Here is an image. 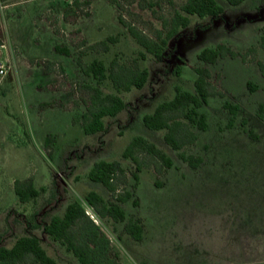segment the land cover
Returning a JSON list of instances; mask_svg holds the SVG:
<instances>
[{"label": "rangeland", "instance_id": "obj_1", "mask_svg": "<svg viewBox=\"0 0 264 264\" xmlns=\"http://www.w3.org/2000/svg\"><path fill=\"white\" fill-rule=\"evenodd\" d=\"M184 1L0 0V246L35 234L57 264H79L42 232L44 223L77 200L93 214L119 264H264V77L256 61L226 56L207 66L221 96L208 98L200 109L207 129L191 126L197 139L181 149L203 159L198 168L178 158L164 142V130L149 129L142 121L174 97L176 86L195 92L194 68L203 66L197 55L205 48L223 43L245 53L256 47V60L264 63L258 44L264 0L239 5L216 0L221 17L191 15L161 60L148 53L141 58L144 50L128 28L151 36ZM100 41H106L107 51L90 48ZM55 45L67 47L69 55L55 52ZM78 58L84 64L97 59L109 67L116 60L147 68L148 79L141 89L117 93L108 79L98 83L83 74ZM248 82L257 89L250 91ZM88 87L117 93L126 103L116 116L103 118V131L90 135L81 125ZM226 102L238 105L234 116ZM135 136L162 149L173 166L159 173L154 160L141 153L135 181V164L121 156ZM100 160L119 161L126 171L116 192L132 194L120 204L123 222L98 218L84 200L91 190L115 200V193L87 178ZM28 179L39 195L22 203L14 182ZM129 220L142 224L140 241L125 232Z\"/></svg>", "mask_w": 264, "mask_h": 264}, {"label": "trees", "instance_id": "obj_2", "mask_svg": "<svg viewBox=\"0 0 264 264\" xmlns=\"http://www.w3.org/2000/svg\"><path fill=\"white\" fill-rule=\"evenodd\" d=\"M230 5H239L244 0H226ZM223 14V8L216 0H185L178 9L162 20L161 28L153 31L148 36L135 27H129V33L135 42L143 48L139 54L141 58L145 53L152 55L156 60L164 57L165 49L170 39L175 37L179 31L185 28L190 21L191 15L200 18H219ZM111 38H108L110 40ZM1 44V41H0ZM259 47L264 51V26L261 29ZM91 49L101 48L108 50L106 41L94 43ZM54 51L60 54L69 55L67 47L54 46ZM256 47L249 48L245 53L233 50L229 46L220 43L211 48H205L197 55V60L203 66L195 67L196 78L194 80L195 92L181 90L175 87V95L172 99L158 104L150 113L142 117L143 124L153 130H164V142L173 150L177 151V156L190 168H198L203 159L199 156L187 155L181 151L182 147L196 141L197 135L191 130V126L200 131L207 129V118L200 109L207 104L210 96H221L212 82L211 72L208 65L215 64L219 58L226 56L240 57L243 62L256 61L261 75L264 77V63L256 60ZM250 56V58L248 57ZM76 63L81 72L91 76L98 83L108 79L114 90L128 92L132 88L141 89L148 79L147 68H133L111 61L110 66L97 59L89 64L82 63L77 59ZM248 89L254 91L256 85L247 83ZM91 91L89 100L86 103V112L82 114V128L85 134H95L104 130L103 118L105 116L114 117L126 107V103L117 93L103 94L98 87H88ZM224 107L235 115L239 107L237 104L226 102ZM263 107L260 105L259 111ZM262 116L261 114L259 115ZM233 117L229 119L228 126H232ZM253 136L252 131H248ZM49 137L47 136L46 142ZM150 156L155 162L157 172L173 166V159L162 149L157 147L143 137L135 136L125 147L121 156L130 158L135 164V171L132 176L138 181V172L141 170L139 154ZM87 178L93 182L100 183L108 191L114 194V201H107L96 191H88L84 200L98 218H110L115 222H123L126 213L120 205L132 197L130 192L117 193L119 185L126 181V171L119 161L100 160L94 162L87 174ZM14 191L18 200L22 203L36 198L39 190L34 187L32 180L14 182ZM137 205V200H133ZM125 232L134 240L142 239L143 227L139 220H129L124 225ZM42 232L51 240L64 246L79 264H119L110 255V241L100 230L99 225L86 213L85 207L77 200L69 202L63 213L52 216L49 221L42 225ZM0 264H57L56 260L49 256L41 244V239L35 235L26 233L15 239L10 247L0 246Z\"/></svg>", "mask_w": 264, "mask_h": 264}, {"label": "built area", "instance_id": "obj_3", "mask_svg": "<svg viewBox=\"0 0 264 264\" xmlns=\"http://www.w3.org/2000/svg\"><path fill=\"white\" fill-rule=\"evenodd\" d=\"M0 74H4V65L1 64V63H0ZM86 213H87L88 215H90V217L93 218V219L95 220L93 214H91L88 210H86ZM95 222H96V220H95ZM96 223H97V222H96Z\"/></svg>", "mask_w": 264, "mask_h": 264}]
</instances>
